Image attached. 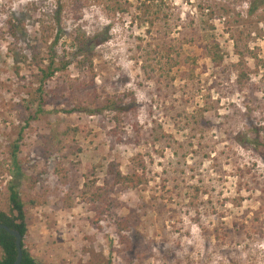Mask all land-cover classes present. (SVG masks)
Segmentation results:
<instances>
[{
	"label": "rangeland",
	"instance_id": "374dc122",
	"mask_svg": "<svg viewBox=\"0 0 264 264\" xmlns=\"http://www.w3.org/2000/svg\"><path fill=\"white\" fill-rule=\"evenodd\" d=\"M61 1L0 0V192L18 142L20 193L37 200L27 207L32 255L264 264V0ZM75 33L90 38L91 67L75 54ZM50 50L71 64L46 82L57 102L37 111ZM108 97L136 113L116 124L111 111H64ZM111 163L147 183H115ZM87 179L104 188L101 201L83 199Z\"/></svg>",
	"mask_w": 264,
	"mask_h": 264
},
{
	"label": "trees",
	"instance_id": "16d2710c",
	"mask_svg": "<svg viewBox=\"0 0 264 264\" xmlns=\"http://www.w3.org/2000/svg\"><path fill=\"white\" fill-rule=\"evenodd\" d=\"M61 1V0H60ZM91 4H100V3H118L122 0H88ZM62 3V1H61ZM62 6V5H61ZM59 8H62V7ZM251 9H255V5L251 4ZM148 13H153L154 11H150L147 8ZM147 14V13H146ZM9 23L14 26V22L12 20L9 21ZM59 29H57L58 31ZM60 35L55 36V40L53 44H56L58 41ZM73 42L75 45V54L77 56H80L82 58V62H86V64H89V67L92 66L93 63V57H92V49L89 46L90 38L87 37L85 34H78L75 33V36L73 38ZM53 48V46H52ZM212 59L216 60V64L218 63V60L220 59V56L215 53V55H212ZM47 66L40 69V73L36 75L37 79V88L34 91V96L36 101L38 103L37 111L42 110V106H46L48 103L53 104L55 101L57 102L58 98L57 95L59 94V90L56 89H46V82L50 81L57 72L62 73L68 68V66L71 64L69 59H61L59 61H56V52L53 50H50L47 54ZM247 77H245L243 74H238L236 78V82L242 86L246 81ZM68 90H72L74 88L73 84L68 83ZM62 90H60V93ZM52 94V95H50ZM77 105H75L73 108L70 109H64L65 112H74V111H85L90 114L97 115L98 117H101V114L103 111H111L114 113L113 120L116 124L122 120L124 116H127V114H135L136 109L134 106H128L123 98H114V97H108L103 101L101 105L92 103H87L86 106H83L82 103L76 102ZM86 127L84 126H67L65 129L66 133H83V130ZM22 132L19 133L18 140L20 141L22 139ZM264 136V135H263ZM260 138V132L259 129L255 132V142L259 143ZM18 149L19 145L18 142L14 143L13 149L11 150V158L13 161V170H12V177L8 183L7 191L4 193H1L3 197L7 198V201L9 202V208L8 210H4L0 206V223H3L10 228H14L18 230L22 236L21 240V247H22V260L21 264H42L40 261H38L31 253L30 249L26 245V234H27V207L33 206L37 203V200L29 199L24 200L20 193V186H21V180H22V170L19 165L18 161ZM60 151V149H59ZM141 167L143 166V163L140 164ZM117 165H114L111 163V166L108 169L109 174H111L113 180L115 183H122V184H131L132 186H139L142 184L147 183V179L143 176H136L135 174L131 175H123L121 172L117 169ZM104 188L100 186L95 185L94 180H86L83 183V189L81 190L83 199H91L93 201H101L104 196ZM30 204V205H29ZM70 206V204H68ZM0 264H14L16 255H17V249L15 245V238L10 235L7 231L0 228Z\"/></svg>",
	"mask_w": 264,
	"mask_h": 264
},
{
	"label": "water",
	"instance_id": "95a60500",
	"mask_svg": "<svg viewBox=\"0 0 264 264\" xmlns=\"http://www.w3.org/2000/svg\"><path fill=\"white\" fill-rule=\"evenodd\" d=\"M0 228L4 229L5 231H7L10 235H12L15 238L17 255L15 258L14 264H21V260H22L21 240H22V236H21L20 232L14 228H10L9 226H7L3 223H0Z\"/></svg>",
	"mask_w": 264,
	"mask_h": 264
}]
</instances>
